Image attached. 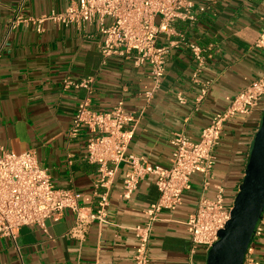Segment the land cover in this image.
I'll use <instances>...</instances> for the list:
<instances>
[{"label":"crops","instance_id":"0c3cea01","mask_svg":"<svg viewBox=\"0 0 264 264\" xmlns=\"http://www.w3.org/2000/svg\"><path fill=\"white\" fill-rule=\"evenodd\" d=\"M71 1L0 0V143L15 153L34 149L57 187L90 197H82L80 203L95 208L92 192L98 167L85 159L87 134L69 135L78 103L89 90L66 88L63 80L78 83L93 77L90 106L97 111H110L124 99L126 110L138 116L129 152L168 167L173 135L183 132L199 140L213 116L262 72L264 51L254 41L264 26V0H217L209 5L195 0L197 20L176 23L188 42L206 50L199 78L210 85L200 101L202 87L193 81L197 62L185 43L170 50L161 83L149 97L150 66H135L131 59L117 56L104 58L103 35L95 25L84 29L46 19L38 30L37 22L27 20L62 12ZM176 38L162 36L160 43ZM262 106L228 121L215 150L210 180L224 185L227 206L233 205L242 182ZM124 172L121 166L110 192L108 223H92L81 240L68 234L75 214L67 209L58 221L47 220V230L22 227L19 251L11 239H0V264H132L138 243L133 227L145 221L144 210L157 200L159 190L155 176H149L131 200L123 199ZM214 194L213 187L203 191L202 174L191 177L178 208L163 210L155 223L150 264H190L192 241L186 221L202 197ZM257 256L264 264V237ZM206 262L207 253L199 247L194 264Z\"/></svg>","mask_w":264,"mask_h":264},{"label":"built area","instance_id":"2783aa9c","mask_svg":"<svg viewBox=\"0 0 264 264\" xmlns=\"http://www.w3.org/2000/svg\"><path fill=\"white\" fill-rule=\"evenodd\" d=\"M205 1L209 5L217 0ZM195 5V0H72L62 12L27 20L37 22L38 30H42L41 25L46 19L66 26L76 24L84 29L95 25L103 35L100 50L104 58L117 56L131 59L135 66H150L153 86L147 92L149 97L161 83L170 50L185 43L197 62L193 81L202 87L197 99L200 101L210 85V81L199 78L206 63V50L188 42L175 26L177 22L193 23L197 20ZM157 15L161 16L159 23L155 22ZM162 36L178 38L162 44ZM254 46L264 51V26ZM92 83L93 77H86L78 83L70 78L63 80L64 87L83 86L89 94ZM89 94L78 103L69 135L75 137L83 131L87 134L85 159L98 167L92 192L96 199L95 208L80 203L82 197L86 200L90 197L75 189L57 187L34 149L15 153L0 143V239H11L19 251L18 237L22 227L36 225L47 230V220L58 221L68 209L75 214L68 234L83 240L92 223H108L110 192L120 167L124 166L123 199L131 200L139 183L149 176H155L159 190L157 200L144 210L145 221L133 227L138 243L132 264H150L149 247L155 223L163 210L178 208L195 173L203 176V191L213 187L215 194L213 198L202 197L186 221L192 241L190 264H194L199 247H203L208 256L211 247L220 239V231L230 220L233 207L226 205L224 185L210 180L216 163L214 153L228 121L252 114L260 103H263L264 112V65L260 75L239 91L224 110L213 116L203 128L199 140L194 141L183 132L173 135L168 167L153 164L145 156L129 152L138 116L126 110L124 99L118 100L110 111L102 112L91 108ZM178 99L184 101L179 94ZM263 237L264 210L255 225L243 264H263L257 256Z\"/></svg>","mask_w":264,"mask_h":264},{"label":"water","instance_id":"95a60500","mask_svg":"<svg viewBox=\"0 0 264 264\" xmlns=\"http://www.w3.org/2000/svg\"><path fill=\"white\" fill-rule=\"evenodd\" d=\"M264 210V112L248 163L220 239L208 252L206 264H243L255 225Z\"/></svg>","mask_w":264,"mask_h":264},{"label":"rangeland","instance_id":"374dc122","mask_svg":"<svg viewBox=\"0 0 264 264\" xmlns=\"http://www.w3.org/2000/svg\"><path fill=\"white\" fill-rule=\"evenodd\" d=\"M160 20H161V16H160V15H157V16H156V19H155V22H156V23H159Z\"/></svg>","mask_w":264,"mask_h":264}]
</instances>
